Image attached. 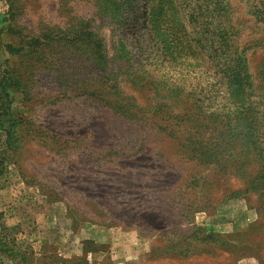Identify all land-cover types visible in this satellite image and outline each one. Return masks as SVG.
Returning a JSON list of instances; mask_svg holds the SVG:
<instances>
[{
  "label": "rangeland",
  "instance_id": "rangeland-1",
  "mask_svg": "<svg viewBox=\"0 0 264 264\" xmlns=\"http://www.w3.org/2000/svg\"><path fill=\"white\" fill-rule=\"evenodd\" d=\"M0 5V264H264V0Z\"/></svg>",
  "mask_w": 264,
  "mask_h": 264
},
{
  "label": "trees",
  "instance_id": "trees-1",
  "mask_svg": "<svg viewBox=\"0 0 264 264\" xmlns=\"http://www.w3.org/2000/svg\"><path fill=\"white\" fill-rule=\"evenodd\" d=\"M1 16L2 17L4 16V17H3V21L0 20V24H1V22L5 23L6 20H7V17H10V14L2 12V13H0V18H1ZM11 26L12 25H10V24L9 25L8 24L7 25H5V24L2 25L1 28H0V36L3 34V32L6 31V29H7V32L10 31L12 29ZM0 45L3 46L5 52L8 55L15 56V55H19V54H22V53L24 55L25 52H26V54H30L34 48H36L37 46H39L41 44H39V40L32 39L28 43H25V45L28 47V49H25L23 46L22 47L21 46L20 47H15V45L10 44V43H2L1 39H0ZM4 62L6 64L5 73L7 75L6 76V81L8 83V86L3 88V91H0V104H1L0 105V116L1 117L3 115H5V114H8V112L11 113L10 115H13V114L16 115V113H14L12 111H9V109H10L9 99H11L12 95L14 94L15 87L18 85V79L16 78L17 77L16 75L19 74L18 70H15L14 68H12L10 66L8 57H6L4 59ZM19 117H21V116H19ZM23 118H25V117H23ZM5 130H6L7 134H8V139L11 142H14V140H15L13 136H15V138L21 136L19 134V132H17V129L16 128L14 129V126L12 124L10 126H6ZM200 130H202V129H198V128L197 129H193L194 132H192V133L190 132V133H191V135H196L197 133H200ZM203 156L208 158L209 162L217 163V164L221 163L220 161L215 160L217 158L215 156H213L209 152L204 154V155H202V156H200V157H203ZM2 161L3 160L0 157V166H1L0 167V174L3 171ZM219 166H220V164H219ZM4 240H5V238L3 237V234L0 231V248H1L2 243L4 242Z\"/></svg>",
  "mask_w": 264,
  "mask_h": 264
},
{
  "label": "crops",
  "instance_id": "crops-1",
  "mask_svg": "<svg viewBox=\"0 0 264 264\" xmlns=\"http://www.w3.org/2000/svg\"><path fill=\"white\" fill-rule=\"evenodd\" d=\"M2 12H4V9H3V6L2 5H0V13H2ZM96 238V237H95ZM96 240H97V242L98 241H103L104 239H99V238H96ZM124 245V244H123ZM118 246H120L121 247V245H118ZM126 249H128V247L126 248ZM114 251H111V252H109V254L107 253L106 254V259L107 260H109V261H111V262H117V261H119L120 260V258H119V256H121V260H123V259H125V258H128V255L123 251L122 253H120V255H117V250H116V254L114 255V253H113ZM103 258V257H102ZM101 258V259H102Z\"/></svg>",
  "mask_w": 264,
  "mask_h": 264
}]
</instances>
